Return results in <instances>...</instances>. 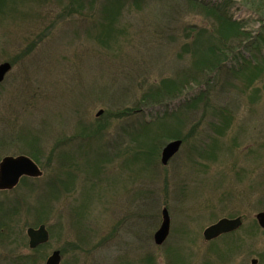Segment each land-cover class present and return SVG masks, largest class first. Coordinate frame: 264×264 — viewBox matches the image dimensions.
Here are the masks:
<instances>
[{
	"label": "rangeland",
	"instance_id": "rangeland-1",
	"mask_svg": "<svg viewBox=\"0 0 264 264\" xmlns=\"http://www.w3.org/2000/svg\"><path fill=\"white\" fill-rule=\"evenodd\" d=\"M230 12L251 37L190 81L194 42L212 36L186 0H0V63L11 64L0 161L22 154L41 170L0 191V205L21 202L0 213V264H45L53 250L59 264H264V23L241 0ZM186 79L174 98L141 101ZM173 139L181 146L163 165ZM49 185L46 207L35 194ZM162 208L170 227L156 245ZM236 216L235 233L203 239ZM41 223L49 240L31 250L26 228Z\"/></svg>",
	"mask_w": 264,
	"mask_h": 264
},
{
	"label": "trees",
	"instance_id": "trees-1",
	"mask_svg": "<svg viewBox=\"0 0 264 264\" xmlns=\"http://www.w3.org/2000/svg\"><path fill=\"white\" fill-rule=\"evenodd\" d=\"M241 2L245 8L249 9V11L254 14L257 21L264 23V0H241ZM186 3L191 5L198 12V14L208 18L211 24V28L209 29H211L210 34L212 36V40L208 43V45L204 43L198 45V40L194 42V56L196 57V61L194 63L195 74L192 76L190 81H196L197 77H201V75L205 74L203 72L204 70H218L220 64L219 62L222 59L228 58V55L239 51L241 47H244L243 43L249 40L251 36L244 28L245 25L235 20L230 12L232 0H186ZM198 47H200V49ZM183 49L184 51H188L187 46ZM247 65L249 66L248 61ZM189 75L190 74H188V76ZM184 81V84L180 85L175 84L176 82L174 81L168 80L162 81L159 85H152L143 93L141 101L144 102L145 105H148L164 101V99L174 98L181 92L183 86L188 80L186 79ZM167 125L168 124L165 126ZM159 137L163 136H158L157 138L154 137V143L151 142L149 144L150 148L148 149L147 155L150 156L153 152L152 149H155V147L158 148V144L160 145L162 142V140L160 142V139L162 138ZM175 138H179V136L176 135ZM32 157L34 158V156ZM52 187L49 185L46 190L40 189L35 194L37 201L40 199L46 207H49L53 200ZM18 201L0 205V213L8 215V213L13 209L16 210L21 204V202L19 204ZM43 206V204H40V211H38V213L44 209ZM233 233L235 232L222 235L221 237L229 236ZM214 241H217V239Z\"/></svg>",
	"mask_w": 264,
	"mask_h": 264
},
{
	"label": "water",
	"instance_id": "water-1",
	"mask_svg": "<svg viewBox=\"0 0 264 264\" xmlns=\"http://www.w3.org/2000/svg\"><path fill=\"white\" fill-rule=\"evenodd\" d=\"M10 70L8 62L0 63V82L4 79L6 73ZM102 110H98L97 115L101 114ZM181 145V140L175 139L167 142L161 149L160 162L165 165L167 161L178 151ZM41 174V170L35 162L25 155L18 156H4L0 161V189H11L15 186L20 177L31 176L36 177ZM255 218L258 224L264 228V210L259 211ZM169 215L166 208L161 210V222L159 227L153 233V241L155 244L160 245L163 243L169 232ZM241 225L239 217L227 218L222 217L214 223L204 228L202 235L206 240L213 239L220 234L231 232ZM28 237V245L34 248L37 245L44 243L48 240V231L43 224L38 227H28L26 229ZM60 254L58 250H54L45 261V264H59ZM255 259L251 260L254 264Z\"/></svg>",
	"mask_w": 264,
	"mask_h": 264
}]
</instances>
